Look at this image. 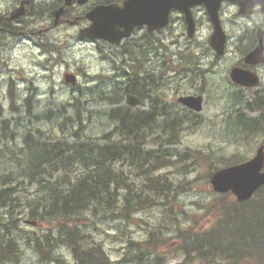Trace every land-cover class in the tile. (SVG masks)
Masks as SVG:
<instances>
[{
    "label": "rangeland",
    "instance_id": "rangeland-1",
    "mask_svg": "<svg viewBox=\"0 0 264 264\" xmlns=\"http://www.w3.org/2000/svg\"><path fill=\"white\" fill-rule=\"evenodd\" d=\"M5 1H0L1 9H7L11 3ZM54 1L56 0H36L34 12H43L41 3L50 6ZM44 20V16H41L38 23L37 20L28 24L17 22L14 25L17 28L13 30L23 33L6 36L0 43V102L4 105L2 111L0 110V149L7 150L8 146L13 149L20 148L27 132L35 136V140H71L73 128L78 126H73L72 123L79 114L84 119L82 133L93 138L104 136L116 126L115 120L109 117L112 103L121 98L132 84L131 80L119 76L114 70L133 66L135 71L144 75L147 70L143 66L150 64L153 77L150 91H153L154 97L161 94V104L165 106L164 113L169 116L170 124L181 125V129L176 132L174 146L169 148L175 156L172 157L174 165L164 167L156 173L162 184L165 183L164 179L170 182L169 189L165 190L168 192L164 197L165 205L149 207L137 214L131 213L127 220L116 216L110 218L111 214L106 213L95 215V212H85L86 219L81 224L87 225L82 232L89 237L87 245H102L113 261L125 258L130 243L149 248L150 240L158 247V252L164 255L165 263L186 264L181 263L183 254L177 253L180 241L175 242L173 236L180 229L193 226L198 229L215 222L216 196L220 194L214 192L210 184V169L217 163L230 164L228 161L236 158L235 155L252 157L264 140V120L259 123L251 122L245 119L249 113L244 110V116L237 114L236 118H232L231 113L237 109V105L232 107L235 95L237 101L242 99L230 89L226 80L228 68L225 65L229 62L228 59L222 62L219 70L217 66L215 73H205L206 69L203 70V67L201 71L195 70V73L186 70L192 66V47L190 43H185L187 37L182 32L181 39L177 40L183 46L178 48V41L174 39L175 34H172L176 28L175 23L162 34L161 40L147 37L144 44L132 45L126 52L118 54L115 52L120 48L110 47L105 43L81 41L78 38V29L67 25L55 28L48 34H40V30L49 24ZM34 31L37 33H33ZM34 40L39 45L34 44ZM47 46L51 50H46ZM109 48L115 52L110 54ZM161 69L163 75H157ZM66 73L77 74L79 79L76 87L79 88L73 89L64 82ZM126 81L128 84L124 83ZM194 83L200 84L199 89L207 95L205 109L197 116L183 112L181 114H186L185 117H175L181 111L175 107L178 97L191 91ZM77 96L80 101L72 106ZM145 108L143 105L134 111ZM174 110L178 114H174ZM177 119L183 122L178 125ZM230 119L232 120L228 121ZM4 120L10 121L7 127ZM233 121L241 122L235 124ZM147 123L148 118L143 119V124ZM245 128L255 130L250 135V131L242 133ZM160 142L158 140L157 144ZM162 143L166 144V141ZM149 148L157 150L156 145H149ZM121 170L125 175L128 174V182L134 180L135 186H142L143 176L140 172L130 169L129 166ZM28 181L26 175L20 174L14 161H9L8 152L0 151V188L21 184L19 190L22 199L14 197L13 200L15 207L20 208L14 210L15 215L27 216L24 207L29 200L36 204L42 202L36 191L37 186ZM155 201L164 202L159 196ZM6 212L8 213L6 210L0 211V222H6L0 223V231L5 228L0 235V241L10 230ZM25 219L36 220L31 215ZM247 220L251 222V219ZM54 224L52 221H41L38 226L33 227L21 221L19 231L13 234L18 255L10 264H44L32 243L38 239L45 245L44 235L49 229L55 228ZM57 256L59 260L53 264H77L72 252L65 247L59 248ZM206 263L193 259L187 264ZM211 264L224 263L213 261Z\"/></svg>",
    "mask_w": 264,
    "mask_h": 264
},
{
    "label": "trees",
    "instance_id": "trees-1",
    "mask_svg": "<svg viewBox=\"0 0 264 264\" xmlns=\"http://www.w3.org/2000/svg\"><path fill=\"white\" fill-rule=\"evenodd\" d=\"M118 117L122 125L116 130L121 136L129 134L131 139L128 142H114L113 131L102 138L84 135L83 120L79 114L72 141L35 140L29 133L22 148L15 151L7 147L9 161H14L20 174L26 175L28 182L36 185L37 191L43 194L38 196L42 200L40 204L29 200L27 206L31 217L57 225L56 233L50 230L45 235V245L38 239L35 242V248L48 264L58 262L54 252H58L63 245L73 253L77 264H122L111 262L102 245L86 244L89 237L82 232V216L92 211L111 214L112 218H128L132 212L138 213L157 204L150 194L159 195L153 189L158 179H153L145 169V116L142 112L131 115L125 111ZM125 160L144 173L146 185L134 189L126 175L117 171V163ZM20 186L16 183L13 188H0V210L7 209L10 220L7 225H12L14 232L19 224H12L18 221L13 214L17 208L13 200L14 193L20 192ZM261 224H264V189L247 203L227 205L218 225L185 238L184 250L195 252L200 260L219 258L230 264H264V225ZM14 232L6 238L5 244H0V263L10 264L18 255V246L13 242ZM159 259L154 258L156 261ZM146 260L140 257L137 264H145Z\"/></svg>",
    "mask_w": 264,
    "mask_h": 264
},
{
    "label": "flooded vegetation",
    "instance_id": "flooded-vegetation-1",
    "mask_svg": "<svg viewBox=\"0 0 264 264\" xmlns=\"http://www.w3.org/2000/svg\"><path fill=\"white\" fill-rule=\"evenodd\" d=\"M7 1L11 2L8 8H0V34L6 31H11V28L14 27L17 22L21 23L22 19L11 20L9 18L10 14L13 13L16 8H25L27 14L30 11H34L33 7L36 4V0H28L26 3H24L26 0H6L5 2ZM122 1L123 0H86L87 3L81 7L77 6V4H74L71 8H69L65 15V18L77 15H84L87 11L97 5H109L111 3H121ZM190 11L193 18V25L196 27L197 34L203 32L212 34L215 28V23H220L221 26L224 28L225 32L227 33L228 37L227 57L232 60H238L234 63L235 66L240 65L246 68H250L253 71L257 72L260 76L261 74L264 75V63L259 65L245 64V56L250 51L255 49L258 44L259 32H264V3L253 2L252 0H244L243 3L242 0H214L211 2L200 1L197 4L192 5L190 7ZM211 12H216V21L212 19V16L210 14ZM174 14L175 13H173L172 15V22ZM176 14L177 18L173 22L176 24V30H187L188 23L185 12L183 10H180ZM52 16L53 11H50L47 14V18L49 19ZM84 23L89 24L87 21H84ZM51 30V26L47 27L46 29V31L49 32ZM211 34L207 39L208 46H206L207 44H201L200 42H196V45L201 48V51L198 54V58L203 59L202 64L207 63V66L209 67L206 70L207 72L211 71L210 67L218 66L221 60L223 59V57H219L215 53L211 58L212 49L209 46ZM147 37H152V33L148 30L147 27L136 28L131 38L124 42V45H126L127 43H129V46H137L140 44H144L146 42ZM207 51L208 53L206 54ZM144 59H146V57H144ZM200 65L201 64L199 62V67ZM143 69L147 70L144 75H142L138 71H135L132 66L131 70L132 74L134 75L132 79L137 80L136 75L139 74L140 77H142V79H144L145 81L146 91H150L149 87L152 81L150 64H145L143 66ZM148 71L150 72L147 73ZM237 89L243 93H247L249 91L248 88L237 87ZM194 93V90H191L187 95ZM146 97L147 98L145 99V102H147L148 106H151L154 101L153 98L150 95ZM158 100L160 102L162 101L161 95L158 97ZM177 109H183V107L177 106Z\"/></svg>",
    "mask_w": 264,
    "mask_h": 264
},
{
    "label": "water",
    "instance_id": "water-1",
    "mask_svg": "<svg viewBox=\"0 0 264 264\" xmlns=\"http://www.w3.org/2000/svg\"><path fill=\"white\" fill-rule=\"evenodd\" d=\"M190 0H129L123 7L110 5L95 9L87 17L92 21L90 27L82 29L80 37L103 38L112 43H120L124 37H128L133 29L139 25L148 24L149 29L154 31L164 27L169 19V10L172 7L183 8ZM70 4V0H67ZM186 9V8H183ZM64 8L55 12L58 24ZM78 21L70 22L75 24ZM213 37V45L220 50L222 45L219 40L222 39V31H218ZM224 35V34H223ZM219 38V40H218ZM233 79L241 84L254 85L256 80L250 79L242 71L235 69L232 73ZM66 80L74 82L72 75H66ZM132 99H134L132 97ZM129 100L131 104H136ZM199 109L198 101L190 104ZM263 161V153L260 150L258 156L243 165H238L218 172L213 178V184L219 191L233 188L240 197L245 198L254 189V187L264 181V176L258 173V169Z\"/></svg>",
    "mask_w": 264,
    "mask_h": 264
},
{
    "label": "bare ground",
    "instance_id": "bare-ground-1",
    "mask_svg": "<svg viewBox=\"0 0 264 264\" xmlns=\"http://www.w3.org/2000/svg\"><path fill=\"white\" fill-rule=\"evenodd\" d=\"M240 119V118H239ZM238 120V119H237ZM246 121V120H245ZM245 123V122H244ZM257 126V125H256ZM262 127V126H261Z\"/></svg>",
    "mask_w": 264,
    "mask_h": 264
}]
</instances>
